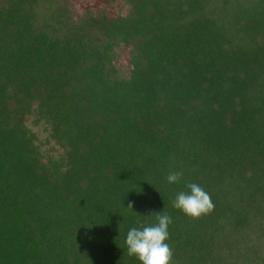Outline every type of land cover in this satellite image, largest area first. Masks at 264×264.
I'll return each mask as SVG.
<instances>
[{
  "label": "trees",
  "instance_id": "1",
  "mask_svg": "<svg viewBox=\"0 0 264 264\" xmlns=\"http://www.w3.org/2000/svg\"><path fill=\"white\" fill-rule=\"evenodd\" d=\"M161 212L172 264H264V0H0V264H140Z\"/></svg>",
  "mask_w": 264,
  "mask_h": 264
},
{
  "label": "clouds",
  "instance_id": "2",
  "mask_svg": "<svg viewBox=\"0 0 264 264\" xmlns=\"http://www.w3.org/2000/svg\"><path fill=\"white\" fill-rule=\"evenodd\" d=\"M182 176L181 171L173 170L166 180L170 184L179 183ZM186 187L188 191L176 194L173 207L193 218L210 214L214 209L210 194L195 182L187 183ZM133 204L130 201L129 207ZM172 222L169 214L161 212L156 214V223L129 228L125 238L128 255L135 256L140 264H172L174 249L167 242Z\"/></svg>",
  "mask_w": 264,
  "mask_h": 264
},
{
  "label": "rangeland",
  "instance_id": "3",
  "mask_svg": "<svg viewBox=\"0 0 264 264\" xmlns=\"http://www.w3.org/2000/svg\"><path fill=\"white\" fill-rule=\"evenodd\" d=\"M82 1H85L84 2V4L85 5H89V6H97L98 5V2L100 1V0H92V2H90V3H87L86 2V0H80V4L82 5V6H84V4L82 3ZM89 1H91V0H89ZM125 50H120V52H119V54H118V58H117V63H121L122 61H124L123 59L125 58ZM36 131H37V133H38V135H39V137H43V133H42V131L40 130V128H34Z\"/></svg>",
  "mask_w": 264,
  "mask_h": 264
}]
</instances>
